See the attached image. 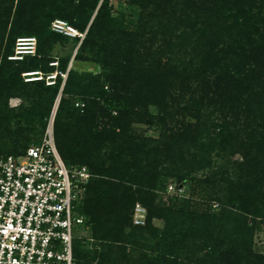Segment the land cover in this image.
Here are the masks:
<instances>
[{
  "label": "trees",
  "instance_id": "trees-1",
  "mask_svg": "<svg viewBox=\"0 0 264 264\" xmlns=\"http://www.w3.org/2000/svg\"><path fill=\"white\" fill-rule=\"evenodd\" d=\"M55 20L85 37L53 32ZM21 37L36 38V55L11 61ZM69 40L74 61L100 73L68 71L71 57L53 50ZM36 71L56 73L54 84L24 81ZM59 96L57 150L92 175L80 212L94 247L76 239V264H179L191 238L209 251L199 264L264 263L253 250L264 223V0H0V154L39 144ZM15 98L23 104L10 107ZM140 124L159 137L137 133ZM208 146L220 170L192 178ZM169 177H191L201 196L220 188L223 207L165 205ZM137 203L144 226L132 222Z\"/></svg>",
  "mask_w": 264,
  "mask_h": 264
},
{
  "label": "built area",
  "instance_id": "built-area-1",
  "mask_svg": "<svg viewBox=\"0 0 264 264\" xmlns=\"http://www.w3.org/2000/svg\"><path fill=\"white\" fill-rule=\"evenodd\" d=\"M51 30L70 38L85 37L63 20H55ZM36 51V38L21 37L8 59L22 61ZM40 74L26 72L22 77L25 82L39 81ZM57 109L39 144L23 155L0 154V264H76L74 243L80 237L75 230L89 229L80 209L92 175L86 167H67L60 156L54 137ZM171 190L179 196L185 193L181 183ZM147 215L137 203L133 225L144 226Z\"/></svg>",
  "mask_w": 264,
  "mask_h": 264
},
{
  "label": "rangeland",
  "instance_id": "rangeland-1",
  "mask_svg": "<svg viewBox=\"0 0 264 264\" xmlns=\"http://www.w3.org/2000/svg\"><path fill=\"white\" fill-rule=\"evenodd\" d=\"M121 1H125V0H121ZM76 50H77V48H76L75 41L69 40L68 42H65L64 44L56 45V47L53 50V55L61 57V58L71 57V60L69 63V65L71 66L70 69L73 68L78 72L93 73V74H98L101 72V67L97 64L89 63V62L74 61V57L76 55ZM55 74L56 73H50V74L45 75V74L41 73L40 75L42 77V80H45L46 85H49V83L54 84L55 79L51 78V77H52V75H55ZM22 104H23V100L17 99V98L11 99L9 101V106L14 107V108L19 107ZM150 112L152 114H157L158 110L155 107H151ZM50 118H51V115H50ZM50 118L48 119V123H49ZM135 127H136L135 129H136L137 133H139V134H144L146 136L155 137V138L159 137V134H160L159 128H156L154 126H148L145 124L136 125ZM210 151H211V148L208 146L206 148V151H205L206 153H208L205 155V157H207L210 154L205 161V163H207V164H205V165L202 164L200 169L196 170L193 173V175H191L192 178L203 179V178L208 177L210 175V173L217 172L220 170L219 167L223 163L222 159L217 157L216 151H214V150H212L213 152H210ZM210 157H211V160L209 161ZM228 170L231 171V169H228ZM191 177H190L189 181L184 184L185 195H181V196L177 195L176 191H173V190L169 191L170 186L175 187L176 185L179 184V182H177V179L173 178V177H169L166 179V184L168 186L167 190L159 189V191H158L159 195H161V196L165 195L166 197L169 198L168 201L165 202L166 203L165 205L168 206L169 204H171L175 201H178L177 203L179 204V207H182L183 205L188 204V207H185L184 209L188 210L191 214L193 212V213H200V214L205 213V214L214 215L215 211L217 209H219L220 207H223L222 204L225 203V202H223V203L220 202L217 198L218 196L221 195L218 192V191H220V188H216L213 193L211 192L210 194H208L206 196L198 195V193L193 192V184H192V178ZM215 192H216V194H215ZM216 195H218V196H216ZM223 200L225 201V198H223ZM191 214H190V216H191ZM263 221H264V219H263ZM190 223L191 222H189L187 225L192 226V224H190ZM154 225L157 228L163 230L165 227V221L164 220H154ZM75 236L76 237L78 236L83 240L82 244L85 245L87 247V249H92L94 247V242L89 239L91 237L90 228L89 229H86L84 227L77 228L75 230ZM197 241L198 240H196L195 242H192V238L189 239V241L187 243L188 247L185 248L181 259H179V264H199V260L201 258L203 259L206 255V253L209 252L208 250H206V251L201 250L204 248L203 242H201V241L197 242ZM253 241H254V244H253L254 252L257 253L258 255L264 257V223L261 224L260 227L255 230ZM147 244L150 246H153L155 244V240H150V241H148ZM128 249H129V251H131L130 248H128ZM160 251H162V250H160ZM157 252L152 254V255L154 257L155 256L159 257L161 255V253L157 254ZM133 257L135 259H137V258H139V255L135 254ZM130 264H131V262H130ZM163 264H171V262L165 261V263H163Z\"/></svg>",
  "mask_w": 264,
  "mask_h": 264
},
{
  "label": "water",
  "instance_id": "water-1",
  "mask_svg": "<svg viewBox=\"0 0 264 264\" xmlns=\"http://www.w3.org/2000/svg\"><path fill=\"white\" fill-rule=\"evenodd\" d=\"M70 68H71V66L69 65V67H68V71H70ZM64 78H65V77H64ZM59 100H60V96H59V98H58L57 101H59ZM56 104H57V102H56ZM56 104H55L54 108L58 106V105H56Z\"/></svg>",
  "mask_w": 264,
  "mask_h": 264
},
{
  "label": "bare ground",
  "instance_id": "bare-ground-1",
  "mask_svg": "<svg viewBox=\"0 0 264 264\" xmlns=\"http://www.w3.org/2000/svg\"><path fill=\"white\" fill-rule=\"evenodd\" d=\"M59 101H60V100H59ZM59 101H57V104H56V105H58ZM57 107H58V106H57Z\"/></svg>",
  "mask_w": 264,
  "mask_h": 264
}]
</instances>
